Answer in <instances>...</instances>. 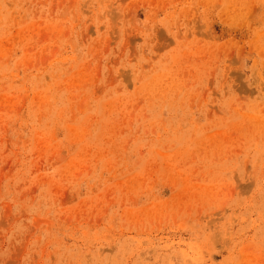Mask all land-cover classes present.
<instances>
[{
	"label": "rangeland",
	"instance_id": "rangeland-1",
	"mask_svg": "<svg viewBox=\"0 0 264 264\" xmlns=\"http://www.w3.org/2000/svg\"><path fill=\"white\" fill-rule=\"evenodd\" d=\"M0 264H264V0H0Z\"/></svg>",
	"mask_w": 264,
	"mask_h": 264
}]
</instances>
